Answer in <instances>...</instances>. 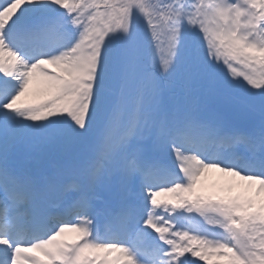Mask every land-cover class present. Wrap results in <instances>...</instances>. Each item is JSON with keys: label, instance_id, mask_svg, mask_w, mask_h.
Masks as SVG:
<instances>
[{"label": "snow or ice", "instance_id": "1", "mask_svg": "<svg viewBox=\"0 0 264 264\" xmlns=\"http://www.w3.org/2000/svg\"><path fill=\"white\" fill-rule=\"evenodd\" d=\"M0 264H264V0H0Z\"/></svg>", "mask_w": 264, "mask_h": 264}, {"label": "rangeland", "instance_id": "2", "mask_svg": "<svg viewBox=\"0 0 264 264\" xmlns=\"http://www.w3.org/2000/svg\"><path fill=\"white\" fill-rule=\"evenodd\" d=\"M75 150V146L73 145H60L57 146L54 150H53V158H56L59 154L64 153V152H72ZM231 178H227L224 177L223 174L218 173V172H212L208 174V178H207V182L211 181H218L221 184L226 183V181H228ZM237 191H239V189H237Z\"/></svg>", "mask_w": 264, "mask_h": 264}]
</instances>
